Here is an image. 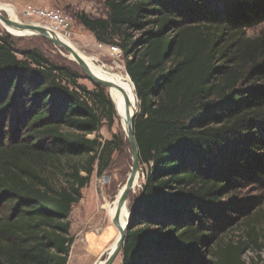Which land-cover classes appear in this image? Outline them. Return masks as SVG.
<instances>
[{
	"label": "trees",
	"instance_id": "16d2710c",
	"mask_svg": "<svg viewBox=\"0 0 264 264\" xmlns=\"http://www.w3.org/2000/svg\"><path fill=\"white\" fill-rule=\"evenodd\" d=\"M106 7L77 19L99 42L119 39L109 43L135 86L132 128L147 167L121 264H246L251 246L223 241L212 213L231 180L264 178V31L247 35L264 22V0ZM19 53L0 34V264H66L71 210L120 147V134H99L115 110L102 85L87 88L35 48ZM251 243L253 264H264V245Z\"/></svg>",
	"mask_w": 264,
	"mask_h": 264
},
{
	"label": "rangeland",
	"instance_id": "374dc122",
	"mask_svg": "<svg viewBox=\"0 0 264 264\" xmlns=\"http://www.w3.org/2000/svg\"><path fill=\"white\" fill-rule=\"evenodd\" d=\"M0 2L9 3L15 7L17 21L36 25L42 23L36 17L24 14L26 5L31 4L40 7L60 8L65 13L69 14L73 20V32L70 40L77 51L85 56L95 57L100 64L115 68L120 67V69H123L126 73L124 55L119 45L115 43L121 51L118 55L112 54L109 49V46L113 44L109 42L112 40H114V42L118 41V37L115 36L112 39L105 36L107 40L111 41L99 42L95 38V35L86 29L77 19V14L79 13H84L91 17H105L107 13L106 0H0ZM262 31H264V22L247 30V35H258ZM129 32L133 39L137 38L142 33L135 29H130ZM0 34H9L11 36L12 45L19 56V52L35 48L50 61L59 65L69 66L75 70L80 76L78 79L79 83L84 84L89 89L94 88V83L92 80L86 78L78 64L71 60L70 56L62 48L55 46L41 35L14 34L8 31L1 22ZM116 91H118L116 87H105V92L111 100ZM132 93L133 104L135 105V93L134 91ZM117 105L119 107V103ZM116 133L120 134L121 143L119 149L112 154L109 167L100 176L93 173L89 184L82 189V197L84 192L86 199L90 200L93 198V200L90 201L91 203L86 202L83 206L79 205L81 202L76 203L70 213V233L74 237V241L71 245V249L74 250V256L72 257L73 264L88 263L87 257L79 252V248L84 244L83 241L86 240L87 233H95L101 225H103L104 228L105 226L111 228L112 232L106 242L103 238H100V242L96 243L98 245L97 247L103 248V250H106L108 245L115 238V228L110 222L105 209L101 208V205L106 201L112 202L117 197L122 185L127 179L132 164V153L129 142L124 136L120 119L115 113L113 124L108 126L104 120L99 134L101 139L105 140L111 139ZM219 164V162L215 163L209 171H212V169L216 172L219 171ZM146 172L147 167L145 165H140L138 185L128 194L126 202L128 209L134 208L138 203V197L142 183L145 180ZM231 184L233 190L228 194L229 196H227L226 203L222 202L221 205L217 207V210L212 213L213 222L215 223L214 226L219 225L221 227L222 231L220 236L225 242H247L251 246V249L244 253L243 258L246 264H253L258 253V248L251 243V237L258 241L259 245L257 246H261L262 248L264 245V178H242L238 181L231 180ZM94 201L95 206L92 205ZM97 213L99 214L98 218ZM93 219L96 221L94 222ZM101 233V237L105 238V231ZM112 264H121V253L117 255Z\"/></svg>",
	"mask_w": 264,
	"mask_h": 264
},
{
	"label": "water",
	"instance_id": "95a60500",
	"mask_svg": "<svg viewBox=\"0 0 264 264\" xmlns=\"http://www.w3.org/2000/svg\"><path fill=\"white\" fill-rule=\"evenodd\" d=\"M0 22L3 23L7 27L15 28L17 30L28 29V30L33 31L34 32L33 34L41 35L42 37H44L45 39L53 43L55 46L62 48L69 56H71L72 59L71 58L70 59L78 64V66L84 72L86 78L92 80L93 82L97 84L102 85L103 87L113 86V87H116L122 90L121 86H119L118 84L114 82H110L106 79H103L93 74V72H91V70L87 66L86 62L75 51V49L71 47L70 45L66 44L65 42H63L62 40H60L57 34H55L51 30H48L46 27L42 25H36L33 23H24L22 21H15L1 12H0ZM127 75L129 76L128 73ZM131 82H132L133 89L135 90L134 83L132 80ZM135 97L137 101L136 108L134 109L133 113L131 112L128 113V116L126 117V126L124 130V136L129 142L130 150L132 153V164H131L130 172L124 183V186L116 200V210L111 220L112 224L120 232V236L117 240L116 246H114V248H112L111 250H108L107 248L104 252H102V254L99 256V258L95 261L94 264H99V262L100 264H112L113 263L114 259L121 252V247L125 240L126 229H127L129 220L131 218V213H132L133 208H129L128 214L125 215V224L124 226H121V222H120L121 209L127 202L128 194L133 188L135 178L139 176V170H140L139 150H138V146L135 140L134 131L132 128V121L135 115L137 114V112L139 111V102H138L136 93H135ZM111 102L114 106L115 113L118 115L119 118H121L122 112L120 108L118 107L117 104L113 102V99L111 100ZM126 105L128 106V101L126 102Z\"/></svg>",
	"mask_w": 264,
	"mask_h": 264
},
{
	"label": "bare ground",
	"instance_id": "6f19581e",
	"mask_svg": "<svg viewBox=\"0 0 264 264\" xmlns=\"http://www.w3.org/2000/svg\"><path fill=\"white\" fill-rule=\"evenodd\" d=\"M0 11L3 14L10 17L12 20L17 21L16 9L12 4L0 2ZM39 25H41V24H39ZM4 27L8 31H10L14 34H33L34 33L33 31L28 30V29L17 30L15 28L7 27L5 25H4ZM57 36L60 40H62L63 42H65L66 44L70 45L71 47H73L75 49V51L86 62L87 66L89 67L91 72H93V74H95L98 77H101L103 79H106L110 82H114V83L118 84L119 86H121L122 90L117 88L118 91L115 92V94L113 96V100H114L115 104L119 103V108L122 112V116L119 119H120L121 126L123 128V131H124L125 126H126V117L128 116L129 112L133 113L134 109L136 108V104H137L136 97H135L136 103H135V105L133 104V93L132 92L134 91V89H133L132 82H131V79L129 78V76H127V74L124 72V70L120 69V67H117V68L109 67L107 65L98 63L97 60L95 59V57H89V56L83 55L81 52L77 51V49L75 48V46L73 45V43L71 42L70 39L65 38L61 35H57ZM70 58L72 59L71 56H70ZM127 101H128V106L126 105ZM138 180H139V176L135 178L134 186L131 190H133L135 188V186L138 185ZM123 186H124V184L122 185L121 190H122ZM121 190L119 191L117 197L112 202H107V203L105 202L103 204V208L106 210L108 218H109L111 223H112V221H111L112 217L114 216V213L116 210V200H117ZM128 211H129V209L127 208L126 203H125V205L121 209V216H120L121 226H124V224H125V215L128 214ZM113 227L115 228L114 225H113ZM114 234H115V238L108 245V250H111L112 248H114V246H116L117 240L120 236V232L116 228H115ZM99 264H100V262H99Z\"/></svg>",
	"mask_w": 264,
	"mask_h": 264
},
{
	"label": "built area",
	"instance_id": "2783aa9c",
	"mask_svg": "<svg viewBox=\"0 0 264 264\" xmlns=\"http://www.w3.org/2000/svg\"><path fill=\"white\" fill-rule=\"evenodd\" d=\"M24 14L27 16L36 17L48 30L53 31L57 35H61L70 39L72 36V23L71 16L60 8L40 7L28 4L24 8ZM112 54H120L121 51L116 44L109 46Z\"/></svg>",
	"mask_w": 264,
	"mask_h": 264
},
{
	"label": "crops",
	"instance_id": "0c3cea01",
	"mask_svg": "<svg viewBox=\"0 0 264 264\" xmlns=\"http://www.w3.org/2000/svg\"><path fill=\"white\" fill-rule=\"evenodd\" d=\"M92 200H93V198L90 199V200L89 199H86L85 198V195H84V192H83V197L79 201V203L81 202V204H79V205H82L83 206L86 202L87 203H91L90 201H92ZM107 202H110V201H106V203ZM92 205L95 206V201L93 202ZM101 208L104 209L103 208V204L101 205ZM98 217H99V214L97 213V218ZM69 219H70V216H69ZM93 221L95 222L96 220L93 219ZM102 231H105V235H104L105 238L104 237H101L102 236V233H101ZM111 232H112V230H111L110 227L105 226V228H104V226L101 225V227L98 230H96L95 233L94 232L87 233L86 240L83 241L84 244L79 248V252L80 253H83L85 255V257H87V259H88V263L87 264H94V262L99 258V256L102 254V252L105 251V249L103 250V248L97 247L98 245L96 243L97 242H100L99 241L100 238H103L104 241L106 242V240L110 236ZM73 256H74V250L71 249L70 255H69V258H68V261H67L66 264H73V260H72V257Z\"/></svg>",
	"mask_w": 264,
	"mask_h": 264
}]
</instances>
